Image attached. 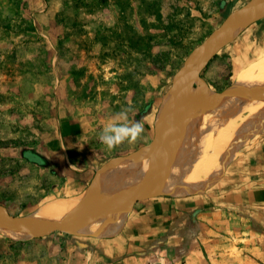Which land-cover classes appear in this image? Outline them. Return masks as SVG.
Segmentation results:
<instances>
[{"label": "rangeland", "instance_id": "obj_1", "mask_svg": "<svg viewBox=\"0 0 264 264\" xmlns=\"http://www.w3.org/2000/svg\"><path fill=\"white\" fill-rule=\"evenodd\" d=\"M251 1L0 0V206L11 216L27 218L51 201L84 194L89 187L74 181L76 171L71 172L65 162L66 154L75 159L77 167L90 162L92 169L84 176L86 182L116 161L140 162L154 140L162 114L169 111L172 103H167L166 97L184 62ZM260 9L261 4L244 16L252 18ZM225 42L200 70L189 101L166 129L167 140L159 147L161 167L178 146H183L179 149L182 155L176 152L175 160L182 159V163L184 157L188 159L186 153L191 155V145L198 139L195 136V143L191 140L196 130L181 129L179 122L203 116L208 109L207 98L225 100L245 94L264 101V70L255 79L262 81L255 91L241 92L243 85L235 83L245 68L264 57V17L236 29ZM125 109L127 123L140 121L143 132L134 142L125 141L109 151L99 134ZM218 121L222 123L223 119ZM72 132L79 133L76 141L69 139ZM259 137L250 134L231 145L218 177H223L228 164L251 149ZM64 138L69 140L68 149ZM30 151L49 159L55 156V162L51 161L55 165L33 164ZM148 161L143 160L140 166L149 176ZM98 175L92 184L96 185ZM148 176L142 187L149 183ZM120 184H111L109 189L118 192L131 187ZM108 190L106 193L111 192ZM194 196L185 199L195 200ZM113 197L98 196L95 202L101 207ZM163 197L176 198L160 194L137 202L120 215L123 222L119 232L105 238H115L128 229L138 212L151 204L150 199ZM176 222L147 249L151 264L177 259L181 254L177 244L188 248L194 245L197 226L190 218ZM183 224L184 235L178 229ZM203 232L195 245L213 243L211 253H216L218 264H252L248 258L257 256L251 250L243 253L237 248L243 246L240 239L222 231L210 235L203 228ZM100 238L97 234L56 232L44 238L12 241L0 234V264H114L97 247ZM127 243L138 244L132 238ZM211 253L204 251L205 259L210 260Z\"/></svg>", "mask_w": 264, "mask_h": 264}, {"label": "crops", "instance_id": "obj_2", "mask_svg": "<svg viewBox=\"0 0 264 264\" xmlns=\"http://www.w3.org/2000/svg\"><path fill=\"white\" fill-rule=\"evenodd\" d=\"M74 133H70L71 141L78 139L79 133ZM66 138L64 145L68 149L69 140ZM250 147L252 148L243 151L235 162L228 164L223 177L209 185L203 193L196 194L195 200L185 199L187 196L175 199L170 197L160 198L161 200L150 199L153 202L138 212L135 222L128 229L125 228L115 238L102 236L97 247L111 258L114 264H151L147 249L150 250L159 236L171 230L175 221L184 223L185 219L190 218L197 226L193 235L194 245L188 248L187 245L180 247V244H177L181 254L177 259H163L161 264H218V261L214 260L216 253L214 256L211 253L213 243L195 245L198 237L201 239L204 234L203 228L208 230L210 235L212 233L217 235L218 231H222L237 240L240 239L243 246L238 245L237 248L243 253L244 250H251L257 254L256 259L247 257L250 263L264 264V132ZM41 156L48 161L45 165H55L52 163L56 160L53 158L55 156L51 159ZM66 158L64 160L69 163L71 172L76 171L77 178L74 181L77 185L90 188V184L98 175L95 174L92 181L90 178L88 182L85 181L84 176H88L89 170L92 169L90 162L77 167L75 159L69 158L68 154ZM178 229L185 234L184 224ZM131 238L137 241L136 246L127 243ZM204 251L211 253L210 260L205 259Z\"/></svg>", "mask_w": 264, "mask_h": 264}, {"label": "bare ground", "instance_id": "obj_3", "mask_svg": "<svg viewBox=\"0 0 264 264\" xmlns=\"http://www.w3.org/2000/svg\"><path fill=\"white\" fill-rule=\"evenodd\" d=\"M252 12L253 10L251 11V13ZM263 70L264 57L258 62H255L245 68V70L240 73L241 75L239 74L235 81L236 84L238 83L237 86L243 85L244 88L240 86V91L242 92V89H244L245 92L257 90V84L262 83V81L259 82V79V81H256V78L257 75L259 76ZM248 77L250 78L248 79ZM234 88H236V86ZM262 88L263 87H261V89ZM229 90L232 89L230 88ZM262 90L264 91V88ZM236 92L239 91H237L236 89ZM194 94L195 93H193V95ZM230 95L231 94H229L228 97ZM240 95H236L235 97L230 96L232 98H228L225 100L218 98H207L208 105L206 106H208V109L204 115L202 114L203 116H199L200 118L197 117V119H193L192 122H179L180 124L182 122L180 126L181 129L186 128L188 130L193 127V130H196V132L194 133L191 140L194 141L195 136L199 140L195 138L196 143L194 141L195 144L191 145L194 146L192 148L191 146H189L192 149V153L191 155L186 153L188 159L183 155L184 160L186 159L185 161L183 160L184 162L180 163V160L182 159L175 160L174 158L180 153L179 149H181L183 146H178L175 152H173L171 156L166 159V161L164 160L165 163L163 161L164 164H162L161 171L164 179L163 182L161 181L159 183V192L171 195L173 197H183L187 195L203 193L209 185H211L216 181L217 178H219L218 176L220 171V164L224 163L223 161L226 159V155L229 149L232 147L231 145H234L238 141L244 140L250 134L261 135V133L264 132V101H260L258 100V98L256 99L253 97L251 99V97H248L249 95ZM262 98L263 97H261V99ZM193 102L191 104H193ZM202 105L204 107V104ZM221 119H223L222 123L218 121ZM217 121L219 124H217ZM209 128H211L212 131H210L211 129L209 130ZM198 129H200V133ZM205 130H207L206 133ZM176 152L178 154H176ZM123 161H116L110 166L108 165V168L101 173L99 172L100 174L98 175L96 185L92 184L94 185V187L91 190L89 189L90 191L86 190L84 194L77 198L57 199L51 201L40 207L34 214L32 213L33 215L31 214V216L27 217L28 221L36 225L51 226L65 216H68L72 213L91 210L92 208L98 206V204L95 202L96 197L106 196L110 198L113 197L115 193H117L116 191L112 192L111 189H109V186L116 182L117 184L121 183L120 185L133 187H142L143 182L144 186L148 174L145 173L146 170L141 166L138 167L136 164L139 162L137 161ZM169 163L171 165H169ZM130 172L136 173L132 179H130L131 176H129V178L127 175ZM120 185L118 187H123ZM108 189L111 192L106 193V190ZM118 192H121V190ZM119 217L121 216L119 215ZM119 217H111L101 224H93L87 227H83L81 225L76 228L78 232L90 231L92 234L101 236L116 234L117 232H119L118 230L122 228L121 225L123 222V217ZM0 234L12 241H21L31 238L29 234L25 233L24 231L10 223H0Z\"/></svg>", "mask_w": 264, "mask_h": 264}, {"label": "water", "instance_id": "obj_4", "mask_svg": "<svg viewBox=\"0 0 264 264\" xmlns=\"http://www.w3.org/2000/svg\"><path fill=\"white\" fill-rule=\"evenodd\" d=\"M260 4L261 9L252 18H246L244 16L245 13ZM263 17L264 0H252L247 6L233 13L221 27L213 32L202 45L195 49L184 62L179 74L173 82L172 89L166 97L167 103H170V100L172 103L169 111L162 114L159 128L155 133L153 142L141 156L140 162L136 164L139 167L143 160L148 159L150 161V174L149 176L147 175L149 177V183L147 186L127 187V190L125 189L124 191L115 193L114 197L103 204V206H97L88 211L72 213L51 226L36 225L29 222L26 216H11L4 207L0 206V223L13 224L29 234L31 236L30 239L44 238L56 232L72 235H91L92 233L90 231L78 232L76 227L81 225L87 227L93 224H101L111 217L123 214L127 209L139 201L153 198L156 195L165 194L157 190L160 186L159 183L161 181L163 182L164 179L159 160V147L167 140L165 131L171 123L172 118L183 110L190 97L189 93L193 90L192 85L197 79L198 73L228 39V35L233 33L236 29L243 28ZM217 96L219 97L220 95ZM169 165L171 164L169 163ZM129 174L134 177L136 173L130 172L127 175L129 176ZM102 198H104V196Z\"/></svg>", "mask_w": 264, "mask_h": 264}, {"label": "clouds", "instance_id": "obj_5", "mask_svg": "<svg viewBox=\"0 0 264 264\" xmlns=\"http://www.w3.org/2000/svg\"><path fill=\"white\" fill-rule=\"evenodd\" d=\"M127 110H122L115 120L106 123L99 134L100 142L111 151L125 141L134 142L143 132V125L139 121L127 123Z\"/></svg>", "mask_w": 264, "mask_h": 264}, {"label": "trees", "instance_id": "obj_6", "mask_svg": "<svg viewBox=\"0 0 264 264\" xmlns=\"http://www.w3.org/2000/svg\"><path fill=\"white\" fill-rule=\"evenodd\" d=\"M29 154H32V157H29V160L33 163V164H36V165H41V162H43L44 164H48V161L45 160L41 155L39 154H36L34 151H30ZM28 158V157H27ZM180 252V250H179Z\"/></svg>", "mask_w": 264, "mask_h": 264}]
</instances>
